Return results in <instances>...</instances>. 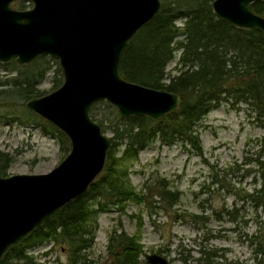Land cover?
Masks as SVG:
<instances>
[{
	"label": "trees",
	"instance_id": "1",
	"mask_svg": "<svg viewBox=\"0 0 264 264\" xmlns=\"http://www.w3.org/2000/svg\"><path fill=\"white\" fill-rule=\"evenodd\" d=\"M213 1L161 0L158 13L129 40L121 57L119 68L126 79L180 94L181 104L177 111L152 120L147 115L123 117L106 100L94 104L91 109L94 120L98 117L97 104H106L115 111L111 119L101 116L99 122L96 120L102 129L107 127L105 122H109L114 132L103 172L84 194L68 202L24 239L13 244L0 264H41L29 249L44 241L64 245L69 252L70 264H95L87 251L95 242L97 215L101 210L107 209L110 203L121 208L127 202L150 203L148 194L153 186L154 193L161 201H168L169 206L180 197L177 190L169 189L165 179L152 187L146 184L140 191L130 183L125 161L136 159L150 140L158 138L162 143L182 140L202 152L196 126L209 111L224 102L232 106L247 104L256 121L264 125V33L218 18ZM13 5L20 9L30 6L23 0ZM253 8L264 16V1L253 3ZM178 21H182V25ZM177 50H181L179 74L171 76L166 67ZM1 68L7 70L8 75L15 74L7 79L0 74V121L3 118L8 121L20 119L22 123L41 124L43 132L55 136L61 150L68 153L67 137L36 113L25 109L22 114L25 116H12L17 113L15 107H25L24 102L30 98L45 94L38 85L50 70L54 72V86L63 83L58 60L43 55L25 65L16 61L0 62ZM122 144L125 148L119 158L117 147ZM257 146L255 156L244 162V165L255 166V169H245L243 174L246 177L254 171L253 188H238L234 193L239 200L252 202L256 209L264 211V135ZM11 161L9 154L0 153V176H6ZM261 224L264 229V217ZM202 252L207 264H216L211 261L216 255L214 252ZM108 253L111 260L107 264H141L140 256L144 250L139 236L116 229L109 235Z\"/></svg>",
	"mask_w": 264,
	"mask_h": 264
},
{
	"label": "water",
	"instance_id": "2",
	"mask_svg": "<svg viewBox=\"0 0 264 264\" xmlns=\"http://www.w3.org/2000/svg\"><path fill=\"white\" fill-rule=\"evenodd\" d=\"M0 0V62L21 65L47 55L58 60L63 83L30 98L29 110L69 140L59 165L41 174L0 176V260L48 217L84 194L105 168L112 139L91 116L106 100L123 117L158 120L177 111L181 96L126 79L119 68L129 40L161 8V0ZM264 0H214L217 17L264 33V16L253 3ZM149 264H172L158 253Z\"/></svg>",
	"mask_w": 264,
	"mask_h": 264
},
{
	"label": "rangeland",
	"instance_id": "3",
	"mask_svg": "<svg viewBox=\"0 0 264 264\" xmlns=\"http://www.w3.org/2000/svg\"><path fill=\"white\" fill-rule=\"evenodd\" d=\"M177 23L182 25V21ZM180 54L177 50L166 67L171 76L179 74ZM0 70L3 79L15 74ZM53 73L50 70L38 85L45 94L58 88L53 84ZM26 102L25 107H15L17 113L12 116H25ZM95 107L97 121L101 116L113 118L115 111L106 104ZM20 122L6 118L0 121V153L9 154L12 160L6 176L47 173L59 165L69 153L61 150L59 140L44 133L41 124ZM105 124L103 132L112 139L114 132L109 122ZM196 129L202 152L182 140L162 143L156 138L138 152L136 159L125 161L129 181L137 191L165 179L169 189L177 190L180 197L169 206L154 193L153 186L148 194L150 203L127 202L123 208L110 203L101 210L95 242L87 251L95 264L111 260L109 235L116 229L139 236L144 250L141 264H149L148 253L161 254L172 264H207L203 250L216 254L211 260L216 264H264V211L252 202L239 200L234 193L238 188H253L254 171L246 177L243 174L255 166L244 162L259 149L264 125L256 121L247 104L232 106L224 102L209 111ZM124 148L123 144L117 147V157L122 156ZM29 253L41 264H70L69 252L62 244L44 241Z\"/></svg>",
	"mask_w": 264,
	"mask_h": 264
}]
</instances>
